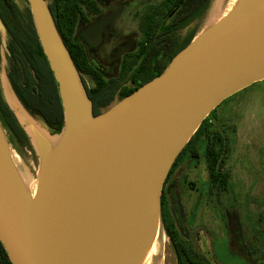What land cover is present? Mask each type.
Instances as JSON below:
<instances>
[{
	"label": "water",
	"instance_id": "1",
	"mask_svg": "<svg viewBox=\"0 0 264 264\" xmlns=\"http://www.w3.org/2000/svg\"><path fill=\"white\" fill-rule=\"evenodd\" d=\"M27 2L62 125L51 134L0 78L37 155L30 186L0 122V243L11 264H143L174 160L216 106L264 79V0H236L209 17L158 75L96 115L46 0ZM7 36L0 18L8 54Z\"/></svg>",
	"mask_w": 264,
	"mask_h": 264
},
{
	"label": "rangeland",
	"instance_id": "2",
	"mask_svg": "<svg viewBox=\"0 0 264 264\" xmlns=\"http://www.w3.org/2000/svg\"><path fill=\"white\" fill-rule=\"evenodd\" d=\"M142 1L144 0H133L132 8H136ZM214 1L211 0L201 14L179 31L181 37L186 34L195 35L206 24ZM15 4L17 18L21 23H27L31 18L27 0H15ZM3 21L10 26V14H6ZM131 27L126 16L119 17L114 21L112 29L120 37L109 40L108 44L117 47L126 45V34ZM11 66L8 54L0 46V78L5 76L10 81ZM85 80L89 86L92 85L87 76ZM35 118L44 125L40 118ZM209 118V130L216 137L223 162L222 170L228 175V191L214 193L213 199L207 196L204 138L191 142L190 148L178 161L176 175L181 178L179 200L186 212L187 225L193 228L200 224L206 231L204 234L199 232V235L191 231L189 235L197 240L206 254L211 255L215 252V247L224 248L225 239L230 234L229 222L219 214L226 215L230 211L223 208L220 210V207L232 208L249 241L257 242L260 239L258 233L264 228V220L261 225L257 218L258 210H264V79L223 100L211 111ZM3 128L13 161H16V166L26 179H32L37 169V155L33 147L28 140L20 143L15 139L13 142L5 126ZM192 152L196 157H193ZM194 187L201 189L195 191ZM157 239L161 243L157 260L161 264H178L161 216ZM218 259L221 261V258Z\"/></svg>",
	"mask_w": 264,
	"mask_h": 264
},
{
	"label": "flooded vegetation",
	"instance_id": "3",
	"mask_svg": "<svg viewBox=\"0 0 264 264\" xmlns=\"http://www.w3.org/2000/svg\"><path fill=\"white\" fill-rule=\"evenodd\" d=\"M6 1L0 0L1 20L8 14V9L3 6ZM11 1L15 4V0ZM164 1L144 0L136 8H132L133 0H70L69 15L71 20L67 21L65 28L62 27L66 45L72 51L79 50L81 52V60L85 62L84 66L87 71L78 73L86 89L96 88L99 91L102 89L105 97L109 98L108 104L99 107L100 111L105 110L139 87L150 72H155V67L162 66L161 72L177 49L193 36L186 34L181 37L179 31L189 25L198 15L192 17L180 28H175L173 24L169 29H166V25L171 22L174 15V10L167 15H162L159 12V6ZM46 2L52 11H55L58 18V0H46ZM122 16H126L132 25L126 34L127 43L122 47L111 46L108 41L120 37L119 33L112 29V25H114L115 20L119 17L122 18ZM105 17L110 19L97 30L90 29L97 21ZM158 18L162 19L158 21V25L155 27ZM59 24H61V20ZM85 76L90 79L91 86L87 84ZM92 95L96 97L98 92L92 91ZM182 156L183 154L174 166L171 165L164 179L160 196V216L166 220L173 219L179 238L182 240L181 245L189 244L196 252L203 255L206 261L202 258L200 264H264V228H261L258 233L260 239L257 242L247 240L232 208H219L230 211L226 215L219 213L224 220L229 222L230 234L225 239L224 248L218 247L216 249L215 247L212 256L206 254L197 244V240L189 235L191 231H194L196 235H199V232L204 234L206 231L200 224L193 228L187 225L186 212L179 200L181 178L176 175L178 161ZM227 181L228 175L225 183L218 182L222 185L217 187L214 181L209 180L207 172V196L213 199L214 193L228 191ZM200 189V187H194L195 191ZM257 216L262 225L264 210H258ZM183 258L184 256L181 254V259ZM218 258H221V261ZM176 260L179 264L177 256Z\"/></svg>",
	"mask_w": 264,
	"mask_h": 264
},
{
	"label": "trees",
	"instance_id": "4",
	"mask_svg": "<svg viewBox=\"0 0 264 264\" xmlns=\"http://www.w3.org/2000/svg\"><path fill=\"white\" fill-rule=\"evenodd\" d=\"M210 1L211 0H165L159 6V12H161L162 15H167L172 10H174V15L172 16L171 22L168 23L165 28L169 29V27L173 24L175 25V28L182 27L192 17L199 15L207 7ZM58 3V18L55 11H52L50 5L47 4L56 29L69 52L77 71H87V68L84 66L85 62L81 60V52L79 50L72 51L70 47L66 45L65 33L62 29V27H66L67 21L71 20L69 15L70 0H58ZM3 6L8 9L7 13L10 14V19L12 22V24L8 26L2 20L6 26L8 35V57L12 62V70L11 74L9 75L11 85L24 107L31 114L40 118L50 132L57 133L62 125V109L60 99L58 96L56 83L53 79L52 73L48 67L47 61L37 39L31 18L27 23H21L17 18L15 4L11 0H7ZM160 19L162 18H158L156 20V24L154 25L155 27L158 25V21ZM60 20L61 24H59ZM191 38L192 37H190L189 40ZM184 45L182 44L177 49V51L180 50ZM161 68L162 66L155 67V72H150V74H148L143 79L141 84L156 76L158 72H160ZM84 88L92 103V113L93 115H96L101 112L99 110L101 105L108 104L109 98L105 97L103 94L104 91L102 89L100 91L98 89L96 90V88L87 90L85 85ZM92 91H97L98 95L93 97ZM210 113L200 123L197 130L194 132V134L174 160L172 166H174L178 158L190 148L189 145L191 142H193V140L204 138L206 170L208 172L209 180L214 181L216 186L219 187L218 185H222V183L219 184L218 182L225 183L227 174L222 170L223 162L216 143V137L209 130ZM0 118L3 120H0L3 124L2 126H5L8 133L10 134V138L13 139V142L15 139L20 143L27 141L25 134L7 107L3 99L1 89ZM192 154L195 155L194 152H192ZM162 223L164 230L175 249L179 264H200V260H202V258L204 261H206L205 257L196 252L191 245H181L182 240L179 238V233L174 225L173 219L166 220L163 218ZM181 254L184 256L183 259H181ZM0 264H11L1 243Z\"/></svg>",
	"mask_w": 264,
	"mask_h": 264
},
{
	"label": "bare ground",
	"instance_id": "5",
	"mask_svg": "<svg viewBox=\"0 0 264 264\" xmlns=\"http://www.w3.org/2000/svg\"><path fill=\"white\" fill-rule=\"evenodd\" d=\"M223 2H224V0H215L214 1L213 5H212V10L210 12V18H215V17H218L219 15L225 14V12H227L231 8V6L236 2V0H226L225 3H223ZM222 6H223V8H221ZM14 163L16 164V161H14ZM29 184H30V186L33 185V179H29ZM160 245H161V243L157 239V234H156L154 239H153V242L151 244V247H150V249H149V251L145 257L143 264H161L160 261L157 260V256L160 254L159 253L160 252Z\"/></svg>",
	"mask_w": 264,
	"mask_h": 264
}]
</instances>
